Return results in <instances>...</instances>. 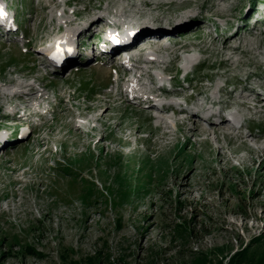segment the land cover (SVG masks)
I'll list each match as a JSON object with an SVG mask.
<instances>
[{
    "label": "rangeland",
    "instance_id": "374dc122",
    "mask_svg": "<svg viewBox=\"0 0 264 264\" xmlns=\"http://www.w3.org/2000/svg\"><path fill=\"white\" fill-rule=\"evenodd\" d=\"M0 10V264H264V0ZM146 26L120 63L108 39Z\"/></svg>",
    "mask_w": 264,
    "mask_h": 264
},
{
    "label": "bare ground",
    "instance_id": "6f19581e",
    "mask_svg": "<svg viewBox=\"0 0 264 264\" xmlns=\"http://www.w3.org/2000/svg\"><path fill=\"white\" fill-rule=\"evenodd\" d=\"M1 11V10H0ZM124 12V11H123ZM126 18V17H125ZM97 21V20H96ZM122 21V20H121ZM177 21V20H176ZM173 22V24L172 25H176V26H178V25H181L182 23H184V21L183 22ZM94 23V22H93ZM161 23L159 22L157 25H160ZM155 25V24H154ZM168 25H171V24H168ZM153 26V25H152ZM161 26H162V24H161ZM147 27H151V26H146V27H144V29L142 28V29H140L138 32H136L137 31V29L135 28L133 31H132V33H125L123 36H119V37H117V36H114L113 35V37H111V38H109L108 39V42H106V46L107 45H109V48L110 47H112V45L114 46V45H116V46H120L119 48H117V51H114V52H118V51H120L121 50V52H118V54L117 55H121V54H123V53H127L128 51L127 50H125V49H132L133 51H134V49L135 48H138V47H142V42L141 43H139V44H137V45H135V47H132V48H126V47H128L129 45L128 44H126V43H132V38L134 37H137L139 34H141L142 32H144V31H146L147 30ZM164 29V27L163 28H159L158 30H157V32H158V34H163V32H161L160 30H163ZM79 31V30H78ZM78 31H76V32H78ZM136 32V33H135ZM127 34H129V35H127ZM133 35V36H132ZM160 35H157V37H160ZM157 37H155V38H157ZM165 37H166V35H165ZM165 37H161V38H159V39H162V38H165ZM158 41V40H157ZM157 43V42H156ZM121 44H123V45H121ZM151 45H152V42L150 43ZM105 45V44H104ZM132 45V44H131ZM106 46H104V48H107L108 50H109V48L108 47H106ZM138 46V47H137ZM137 50H139V48L138 49H136L135 50V52L137 51ZM120 53V54H119ZM131 54H134V52H132ZM130 55V54H129ZM152 60H154V59H152V57H146L145 58V61L144 62H147L148 63V65L150 64L151 65V63H152ZM154 62V61H153ZM141 75H138V77H140ZM158 78H160L159 80H158V84L159 85H161L162 83H163V81H162V79H163V77H161V76H158ZM136 83H137V80L136 79H133L128 85H127V89L126 90H128V91H130V89H132V87H133V89L132 90H135V92L136 93H138V95H139V99L141 100L142 99V101H147V102H150V105H153V104H155V108L157 107V111L155 110V112L157 113V112H160V113H162V115L163 114H168L170 111H178V112H180V113H184V112H182V111H180V109L178 108V106H176L179 102L178 101H175V100H172V101H175L176 102V104H175V106L173 107L172 106V104H171V102L169 103V104H167V105H165V103H163V104H159L158 105V103L156 104L155 103V101H154V99H152L149 95H145L147 92L146 91H143L142 90V87L144 86V84L142 83V84H139V85H137L136 86ZM162 86V85H161ZM167 87V86H166ZM169 87V86H168ZM33 91V90H32ZM20 92H23V90H21V89H16V91L15 92H13V96H17ZM31 92V91H30ZM131 92V91H130ZM129 92V93H130ZM150 93V92H149ZM130 95V94H129ZM28 96H30V94L28 95V92H27V94L26 95H23L22 97H21V99L23 100V101H25V100H27V98H28ZM131 96V99H133L134 98V96H135V94H131L130 95ZM20 97V96H19ZM137 96H135V98H136ZM136 100V99H135ZM134 100V101H135ZM139 100V101H140ZM127 102H130V100L129 99H127ZM138 102V101H137ZM178 102V103H177ZM213 102V101H212ZM167 103V102H166ZM247 102L246 101H238V105L240 106V107H247V109L248 108H250L251 109V107H248L247 105ZM146 106H148V105H146ZM186 106V105H185ZM203 108H205L204 110L205 111H203L201 114H198V115H201V118H203L205 121H207L208 122V124L210 125V126H212V127H214V126H217V125H227L228 123H232L233 125H236V123H238L236 120H234V118L232 119V115H235V116H240L239 115V110L236 108L235 110H234V112L236 111V112H238L237 114H234V112L233 113H231V112H229L227 109L228 108H226V106H222V107H216V111H214V109H213V107H211V105H205V103H203V105H202V109ZM208 108V109H207ZM220 108H222V109H220ZM242 109V108H241ZM159 110H161V111H159ZM184 110H187V107L186 108H184ZM196 110L198 111V108H196ZM194 111V110H193ZM206 111H207V113H209V114H205V115H203L202 116V114L203 113H206ZM210 112H212V113H210ZM188 113V112H187ZM192 114V113H191ZM194 114V113H193ZM215 114V115H214ZM212 115H214L212 118L213 119H216L215 118V116H217V118L219 117V120H218V122H216V121H214L213 119H210L211 118V116ZM206 116V117H205ZM193 115H191V118H187V121H188V123H191V121L193 120ZM102 118V115L100 114L99 115V119H101ZM158 120H161L162 122H164V118H158ZM185 120V119H184ZM200 123V122H199ZM175 122H174V126H175ZM181 124H182V122H181ZM181 124H179V125H181ZM198 123H193L192 122V127L190 128V130H189V132H192L191 133V136L194 134L193 132H198V133H200V132H205V133H207V134H211V136H214V137H216L217 136V130L215 129V131L213 130V132H210L207 128H205V127H201L200 125H197ZM211 129V128H210ZM252 135V134H251ZM251 135H249V136H251ZM247 137H249L248 135H246ZM217 138V137H216ZM103 139V137H101L100 138V140H102Z\"/></svg>",
    "mask_w": 264,
    "mask_h": 264
},
{
    "label": "snow or ice",
    "instance_id": "6c2138e0",
    "mask_svg": "<svg viewBox=\"0 0 264 264\" xmlns=\"http://www.w3.org/2000/svg\"><path fill=\"white\" fill-rule=\"evenodd\" d=\"M0 15H3V12L2 11H0Z\"/></svg>",
    "mask_w": 264,
    "mask_h": 264
}]
</instances>
